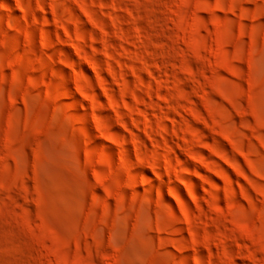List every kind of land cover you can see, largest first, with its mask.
Wrapping results in <instances>:
<instances>
[{
  "label": "rangeland",
  "instance_id": "rangeland-1",
  "mask_svg": "<svg viewBox=\"0 0 264 264\" xmlns=\"http://www.w3.org/2000/svg\"><path fill=\"white\" fill-rule=\"evenodd\" d=\"M0 264H264V0H0Z\"/></svg>",
  "mask_w": 264,
  "mask_h": 264
}]
</instances>
